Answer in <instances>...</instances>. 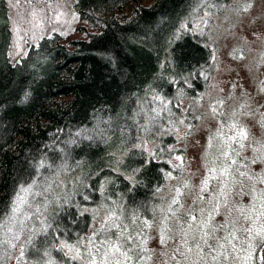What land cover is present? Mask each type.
I'll return each instance as SVG.
<instances>
[{"label": "trees", "instance_id": "obj_1", "mask_svg": "<svg viewBox=\"0 0 264 264\" xmlns=\"http://www.w3.org/2000/svg\"><path fill=\"white\" fill-rule=\"evenodd\" d=\"M230 1L76 0L83 39L53 33L12 63L0 0V264H264V226L252 232L264 222V165L256 180L236 128L223 131L228 104L214 106L206 179L188 207L185 157L171 150L193 127L181 104L201 102L213 73L210 48L181 26ZM217 131L229 147L219 169ZM223 173L241 191L210 235L196 206Z\"/></svg>", "mask_w": 264, "mask_h": 264}, {"label": "rangeland", "instance_id": "obj_2", "mask_svg": "<svg viewBox=\"0 0 264 264\" xmlns=\"http://www.w3.org/2000/svg\"><path fill=\"white\" fill-rule=\"evenodd\" d=\"M5 1L11 31L8 56L12 63L18 62L39 39L53 33L60 35L64 44L84 38L85 28H81L85 26L84 22L74 9L76 0ZM181 29L188 30L204 40L212 53L213 68L202 101L188 100L181 104L182 113L187 115L193 127L179 131L175 135L177 142L171 148L180 150L176 153H183L185 157L183 175L177 182L190 183L191 187L185 200L188 207L195 194L200 191L202 181L206 179L205 155L210 132L215 130L217 124L218 117L214 112L216 104H228L225 108L228 122L222 123L223 125L227 123L223 131L227 130V134H230L236 128L245 154L253 160L252 162L257 160L253 167L256 180L262 178L260 173L264 165V0H231L221 14L192 16L182 24ZM238 100H243L239 106ZM256 106L258 112L253 110ZM220 131H217V135L216 131L214 132L215 137L212 138L217 142L210 146V154L215 155L214 161L218 169L224 162V153L229 148L218 137L223 133ZM153 145L154 143L149 140H141L134 147L150 154ZM173 161L178 163L180 157L175 156ZM227 176V173L220 175L217 186L207 197V202L196 206L200 217L195 224L203 226L210 224V235L211 231L219 232L218 229L225 228L212 222V219L215 220L217 214L231 208L234 196L237 193L239 195L241 191V185L238 184L236 188ZM168 183L171 184L172 181ZM252 183L254 180L249 181V185ZM231 184L236 188L235 191ZM247 207V210L251 209ZM252 209H256V206ZM244 221L246 222V219ZM240 224L242 225L239 222L238 228ZM262 226L264 222L252 230L253 234L260 232ZM232 230L237 232L235 227ZM247 231L246 234H252L251 229ZM216 258L215 263L217 261V264H228L222 256L216 255Z\"/></svg>", "mask_w": 264, "mask_h": 264}, {"label": "snow or ice", "instance_id": "obj_3", "mask_svg": "<svg viewBox=\"0 0 264 264\" xmlns=\"http://www.w3.org/2000/svg\"><path fill=\"white\" fill-rule=\"evenodd\" d=\"M241 135H243V133H241Z\"/></svg>", "mask_w": 264, "mask_h": 264}]
</instances>
